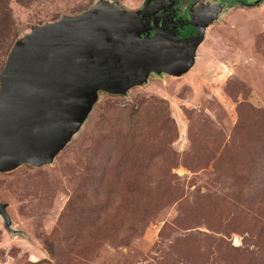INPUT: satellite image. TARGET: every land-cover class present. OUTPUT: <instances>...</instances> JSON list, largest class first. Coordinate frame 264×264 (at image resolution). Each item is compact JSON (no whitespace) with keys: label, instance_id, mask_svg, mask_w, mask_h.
Masks as SVG:
<instances>
[{"label":"rangeland","instance_id":"obj_1","mask_svg":"<svg viewBox=\"0 0 264 264\" xmlns=\"http://www.w3.org/2000/svg\"><path fill=\"white\" fill-rule=\"evenodd\" d=\"M96 1L0 0V72ZM224 1L186 73L99 90L51 164L0 172V264H264V0Z\"/></svg>","mask_w":264,"mask_h":264},{"label":"water","instance_id":"obj_2","mask_svg":"<svg viewBox=\"0 0 264 264\" xmlns=\"http://www.w3.org/2000/svg\"><path fill=\"white\" fill-rule=\"evenodd\" d=\"M148 2L128 10L97 0L79 14L34 26L14 42L0 72V172L51 164L80 131L99 90L125 95L150 74L181 76L194 65L207 28L221 13L206 18L199 4L185 23L199 19L200 25L180 42L160 32L143 37ZM7 206L0 200V217L11 231Z\"/></svg>","mask_w":264,"mask_h":264},{"label":"flooded vegetation","instance_id":"obj_3","mask_svg":"<svg viewBox=\"0 0 264 264\" xmlns=\"http://www.w3.org/2000/svg\"><path fill=\"white\" fill-rule=\"evenodd\" d=\"M204 1L203 3V0H199L197 4L206 3V18L215 14L219 15L225 4L224 0H210L208 3L206 0ZM236 1L243 5L248 3L244 0ZM192 2L193 0H149L143 16L145 31L142 36L152 37L156 32H160L161 34H168L174 37L177 42H180L182 38L193 35L200 25V20H196V25L185 23L191 12L196 11V7Z\"/></svg>","mask_w":264,"mask_h":264}]
</instances>
